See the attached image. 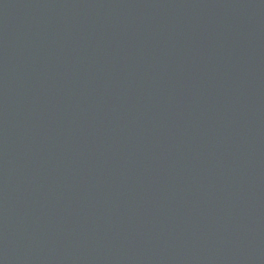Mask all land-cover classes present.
Returning <instances> with one entry per match:
<instances>
[{
	"label": "water",
	"instance_id": "obj_1",
	"mask_svg": "<svg viewBox=\"0 0 264 264\" xmlns=\"http://www.w3.org/2000/svg\"><path fill=\"white\" fill-rule=\"evenodd\" d=\"M0 264H264V0H0Z\"/></svg>",
	"mask_w": 264,
	"mask_h": 264
}]
</instances>
